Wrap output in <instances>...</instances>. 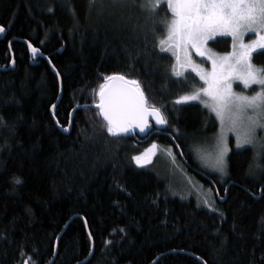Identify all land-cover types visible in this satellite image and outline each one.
Segmentation results:
<instances>
[{"label": "trees", "instance_id": "trees-1", "mask_svg": "<svg viewBox=\"0 0 264 264\" xmlns=\"http://www.w3.org/2000/svg\"><path fill=\"white\" fill-rule=\"evenodd\" d=\"M142 3L0 0V264H264V145L231 146L225 177L202 168L193 147L218 121L175 102L202 84L175 75L158 46L167 5L154 15ZM26 41L46 59H32ZM210 47L226 53L231 39ZM253 63L264 67V49ZM113 74L139 82L164 129L143 142L107 132L95 105ZM149 144L142 167L133 157ZM162 147L213 208L185 196L171 169L154 168Z\"/></svg>", "mask_w": 264, "mask_h": 264}, {"label": "snow or ice", "instance_id": "snow-or-ice-1", "mask_svg": "<svg viewBox=\"0 0 264 264\" xmlns=\"http://www.w3.org/2000/svg\"><path fill=\"white\" fill-rule=\"evenodd\" d=\"M162 3H166L171 17L166 15L159 20L166 34L157 36L158 46L171 51L177 65L191 68L203 82L182 99H202L203 94L207 97L202 100L205 106L222 124L227 118L232 129L238 132V142L252 144L258 130H264V67L253 63V53L264 49V0H144L134 6L155 15ZM3 31L0 27V32ZM248 33H253L256 38L245 42ZM218 35L231 36L232 51L217 54L207 46ZM193 50L211 63L210 70L195 63ZM32 51L35 53L38 49L32 48ZM172 71L181 75L176 65ZM234 80H239L245 88L257 85L259 90H254L251 95L234 92ZM104 81L97 93L96 107L109 134L126 132L130 127H139L143 132L148 127L150 115L155 117L157 124L167 123L161 109L149 104L137 80L113 74L105 76ZM226 150L220 151L215 162L221 171ZM133 159L141 162L140 156Z\"/></svg>", "mask_w": 264, "mask_h": 264}, {"label": "rangeland", "instance_id": "rangeland-1", "mask_svg": "<svg viewBox=\"0 0 264 264\" xmlns=\"http://www.w3.org/2000/svg\"><path fill=\"white\" fill-rule=\"evenodd\" d=\"M166 4V3H165ZM170 12V11H169ZM171 13V12H170ZM171 17V16H170ZM228 37L231 39V48L228 52L232 51V38L231 36L228 35H218L215 37ZM255 35L253 33H248L245 35L244 39L245 42L255 39ZM214 41V40H210L208 42V47L215 53L217 54H224V53H219L217 51H215L213 48L210 47V42ZM261 49H257L255 52L259 51ZM166 52L170 53L173 56V63L174 65L177 66V70L181 73L180 76H183L185 72H192L194 75H196L198 78L199 76L196 74V72H194L191 68H181L179 65H177V61L175 56L172 54L171 51L165 50ZM254 52V53H255ZM192 58L195 61L196 64L201 65L203 68L210 70L211 69V63L209 61L206 60V58L204 57H200L198 56L195 51H192ZM200 79V78H199ZM201 84L203 85V82L200 80ZM201 85V86H202ZM232 87H233V91L237 92V93H244L247 95H251L253 94L254 90L258 91L259 87L257 85H252L249 88H245L244 85L239 81V80H234L232 82ZM192 92V91H191ZM191 92L184 94L182 96H180L179 98H177L175 100L176 103H180V104H184V103H198L200 105H202L204 108H206L209 112H211L217 119L218 121V130L217 132L209 139L201 142L202 144H199L198 146H194V154L195 157L197 159V161L200 163V165L202 166V168H204L205 170H207L208 172H213L216 173L222 177H225L227 174V155L230 151L231 146H233L234 149L236 150H240L242 148L245 147H250L252 149H254L257 153L260 152V149L262 148V146L264 145V130H258L257 132V136L255 137V140L252 144H243V143H239L238 142V132L236 130H233L231 127L230 122L227 120V118L225 119L224 123L222 124L221 121L217 118L216 114L214 112H212L208 107L205 106V104L202 102V100H206L207 97H203V94H201L202 99H197V100H185L182 99L184 96L189 95ZM221 136L223 137V140L221 141ZM204 140V139H203ZM202 141V140H201ZM153 145L155 144H149L148 146L144 147L142 149V151L137 155L140 156L141 158L144 157H148L151 155V152L153 151ZM227 149L226 152L224 153V168L223 171H221L217 166H216V158L219 155L220 151L222 149ZM155 149V147H154ZM159 154H157L155 161L153 162L156 166L154 167L157 171H162L163 169H171V172L169 171V175H171V177L175 178L177 181L178 179L180 181H182V183L185 186V189L181 187V191L183 190V193L185 192L186 195H193L195 197H197L198 200H200V203H202L203 206H207V208H213L214 204L212 203V201L210 200V198H208L207 203H205L206 200H204L202 198V187H200L198 185V183H196V181L193 180V178H191L190 176L188 177L187 175L183 176L181 173H184L183 171L180 173H177L175 171V169H179L180 167L177 166V164H175V162L173 163L172 159L167 156H162L163 154H170L172 155V152H170V150L168 151V149H166L165 147H162L159 152ZM168 160V161H167ZM177 163V162H176ZM159 169V170H158ZM182 170V169H181ZM177 183H174V185H176ZM176 187H178L176 185Z\"/></svg>", "mask_w": 264, "mask_h": 264}, {"label": "water", "instance_id": "water-1", "mask_svg": "<svg viewBox=\"0 0 264 264\" xmlns=\"http://www.w3.org/2000/svg\"><path fill=\"white\" fill-rule=\"evenodd\" d=\"M4 34H5V30L3 32H0V38H3ZM25 43L28 46V49L30 51V55H31L32 59H36L37 57L46 59V57L40 52L39 49H38L37 52L34 53L32 51V48H35V47H33V46L30 47L31 44L29 42H27V41ZM12 64H13V60H11L10 66H12ZM50 66H51V64H50ZM51 68H52L53 72L58 76L57 71L52 66H51ZM59 83H60V79H59ZM59 99H60V97L57 99L55 104L52 106V112L53 113H54V108L57 105ZM98 102H99V96H98ZM82 107L83 106H77L71 111L68 125L65 128H61L60 129L64 134H68L69 131H70V125H71V120H72V117H73L74 110H76L77 108H82ZM95 107H96V105H95ZM147 119H148V127L145 129V131H143V132L140 131L139 127H130L128 129V131L117 133V134L120 135V136H133V137H135L137 139V141L143 142V141L148 140V138L150 137V135L152 133L160 132L166 126V123L165 124H157L154 116L150 115V116H148ZM65 129H67V130H65ZM153 154L148 156V157L141 158V162L139 164L142 167L147 166L148 164H150L152 162V160H153ZM219 201H222V199H219ZM55 248H56V244H55ZM48 264H50V262Z\"/></svg>", "mask_w": 264, "mask_h": 264}, {"label": "bare ground", "instance_id": "bare-ground-1", "mask_svg": "<svg viewBox=\"0 0 264 264\" xmlns=\"http://www.w3.org/2000/svg\"><path fill=\"white\" fill-rule=\"evenodd\" d=\"M155 133H156V132H155ZM151 153H152V152H151ZM153 153H154V151H153ZM153 153H152V154H153ZM152 154H151V155H152ZM146 157H147V156H146ZM153 157H154V154H153Z\"/></svg>", "mask_w": 264, "mask_h": 264}, {"label": "flooded vegetation", "instance_id": "flooded-vegetation-1", "mask_svg": "<svg viewBox=\"0 0 264 264\" xmlns=\"http://www.w3.org/2000/svg\"><path fill=\"white\" fill-rule=\"evenodd\" d=\"M218 197V196H217Z\"/></svg>", "mask_w": 264, "mask_h": 264}]
</instances>
